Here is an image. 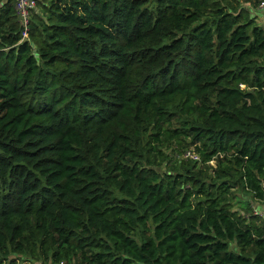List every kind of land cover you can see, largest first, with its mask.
Returning <instances> with one entry per match:
<instances>
[{"label": "trees", "instance_id": "16d2710c", "mask_svg": "<svg viewBox=\"0 0 264 264\" xmlns=\"http://www.w3.org/2000/svg\"><path fill=\"white\" fill-rule=\"evenodd\" d=\"M36 1L0 0V264H264L260 0Z\"/></svg>", "mask_w": 264, "mask_h": 264}, {"label": "rangeland", "instance_id": "374dc122", "mask_svg": "<svg viewBox=\"0 0 264 264\" xmlns=\"http://www.w3.org/2000/svg\"><path fill=\"white\" fill-rule=\"evenodd\" d=\"M256 11L258 13L261 12L259 8H256ZM257 20L259 22H263L264 15L262 16L259 15ZM165 151L167 152V155H168L167 157L168 163H166L167 166H172L179 160H183V162L187 161V162H190L191 164L194 163L195 161V164L197 165L201 164L200 155L195 149V145L192 143H188V138L185 140H182L180 143H171V146L168 148H165ZM188 151L192 152V154L196 155L197 157H191L190 155L187 154ZM210 162L213 163L214 161L211 160ZM233 192H234V195L232 196V200L234 201L249 200L252 207L258 205V207L260 208V211L264 214V202L257 201L255 198H251L250 195L242 192L240 189H233ZM234 206L238 207V205L236 204ZM23 257L25 258L26 255H24ZM29 260L31 261V263H36V264H46L48 262L47 260L42 261L40 259H35V258H30ZM29 260H23L21 264H27L28 262H30Z\"/></svg>", "mask_w": 264, "mask_h": 264}, {"label": "built area", "instance_id": "2783aa9c", "mask_svg": "<svg viewBox=\"0 0 264 264\" xmlns=\"http://www.w3.org/2000/svg\"><path fill=\"white\" fill-rule=\"evenodd\" d=\"M14 9L16 11V14L18 16V19L20 23L24 26V29L22 31V35L26 36V26L29 22V17L32 12L37 6L36 0H13ZM260 8L264 9V0H260L259 3ZM188 155L191 157H197L196 155L192 154V152L188 151ZM254 212L261 213V211L258 208H255ZM58 264H64V262L61 260Z\"/></svg>", "mask_w": 264, "mask_h": 264}]
</instances>
